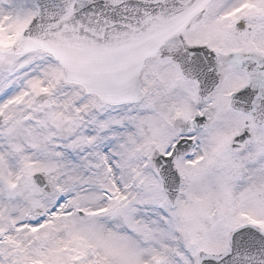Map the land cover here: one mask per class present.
I'll list each match as a JSON object with an SVG mask.
<instances>
[{
	"label": "snow or ice",
	"instance_id": "1",
	"mask_svg": "<svg viewBox=\"0 0 264 264\" xmlns=\"http://www.w3.org/2000/svg\"><path fill=\"white\" fill-rule=\"evenodd\" d=\"M0 264H264V0H0Z\"/></svg>",
	"mask_w": 264,
	"mask_h": 264
}]
</instances>
